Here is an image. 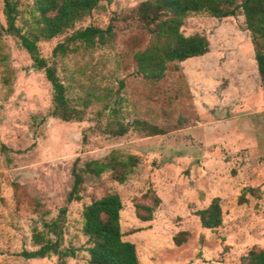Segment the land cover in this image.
<instances>
[{
  "label": "rangeland",
  "instance_id": "obj_1",
  "mask_svg": "<svg viewBox=\"0 0 264 264\" xmlns=\"http://www.w3.org/2000/svg\"><path fill=\"white\" fill-rule=\"evenodd\" d=\"M12 1L18 3L16 25L26 29L33 0ZM144 1L103 0L80 26L105 28L116 17L114 47L78 50L54 62L72 102L79 103L87 92L117 90L123 81L124 102L116 116L93 101L86 109L79 106L80 121L51 117L50 83L33 69L16 38L0 32V56L9 69L7 86L0 65V264H57L54 254L23 256L39 248L33 234L46 232L45 224L53 221L62 229L61 248L75 251L65 264H88L81 214L90 195L101 190L87 186L81 202L66 204L71 170L76 159L82 166L112 152L138 158L125 183L112 182L108 174L101 182L121 198V229L135 245L140 264H240L249 250H264V91L244 18L198 14L184 20L185 36L209 42L207 54L180 65L178 92L190 94L189 112L198 118L188 126L171 102L172 76L151 83L131 75V53L148 41L140 24L128 18ZM4 3L0 0V23L6 27ZM64 39L39 43L40 55L52 64V50ZM133 120L147 121L165 134L149 136L133 125L124 136L110 134L117 121ZM148 191L161 203L152 221L140 222L134 205L149 204ZM214 198L219 199L222 223L204 229L197 213ZM179 233L187 239L177 246L173 238Z\"/></svg>",
  "mask_w": 264,
  "mask_h": 264
},
{
  "label": "trees",
  "instance_id": "obj_2",
  "mask_svg": "<svg viewBox=\"0 0 264 264\" xmlns=\"http://www.w3.org/2000/svg\"><path fill=\"white\" fill-rule=\"evenodd\" d=\"M4 18L6 27L0 23V32L16 38L20 46L29 55L33 69L42 71L52 89V109L50 116L63 122L80 121L83 111L93 101L104 103L113 116L121 109L124 98L120 89L124 87L119 81V89H106L101 94L92 91L84 94L79 103L72 102L68 88L57 76L55 59L65 58L78 50L91 51L99 48H112L117 42L116 17L111 18L105 28L94 25L81 27V23L100 7L103 0H33L31 19L23 23L26 29L16 25L19 16L18 3L4 0ZM204 14L216 19L242 16L249 33L258 78L264 91V0H147L140 3L134 16L128 19L138 22L142 27V36L148 41L131 53L133 71L131 75L142 81L161 83L172 76L168 85L174 106L178 107L183 125H195L198 118L189 112L190 94L178 92L181 82L180 65L192 58L204 56L209 52V42L199 35L185 36L181 28L186 18ZM120 21L130 28L126 20ZM134 22V23H135ZM135 23V25H136ZM65 35L63 42L52 50V64L42 57L39 43L48 42ZM0 65L4 71V83L9 85L8 64L0 56ZM93 90V89H92ZM91 91V90H89ZM182 91V90H181ZM126 114V113H125ZM123 118V117H122ZM116 129L109 132L114 137L124 136L130 126L141 129L149 136L165 134L161 128L147 121L133 120L131 124L116 122ZM73 163L72 184L65 202H81L85 197L87 186L101 190V194L90 195V202L82 209L81 232L86 237L88 264H140L135 245L124 239L121 229V211L123 204L119 194L102 187V176L108 174L112 182L123 184L136 167L138 158L133 155L122 156L117 152L110 153L103 160H90L78 165ZM149 204H135L134 214L140 222H150L155 210L161 203L160 198L148 191ZM65 209L60 210L61 216ZM202 228L214 230L222 223V212L219 199L214 198L209 206L198 211ZM46 232L33 234V242L39 248L33 252L23 253L28 259H43L50 254L58 257L57 264H65L66 258L75 257L73 249H62V229L57 221L45 224ZM52 235L54 238H49ZM187 239L186 233H179L173 238L179 246ZM240 264H264V250L251 249L240 259Z\"/></svg>",
  "mask_w": 264,
  "mask_h": 264
}]
</instances>
